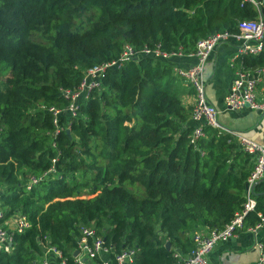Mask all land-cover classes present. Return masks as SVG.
<instances>
[{
    "label": "trees",
    "instance_id": "obj_1",
    "mask_svg": "<svg viewBox=\"0 0 264 264\" xmlns=\"http://www.w3.org/2000/svg\"><path fill=\"white\" fill-rule=\"evenodd\" d=\"M255 15L242 0H0V211L26 222L0 264H35L48 245L73 264L81 226L113 252L131 249V264H178L194 232L227 223L254 156L209 126L190 143L192 106L177 94L170 60L138 55L106 69L73 114L62 90L124 44L187 54ZM236 62L264 71V40ZM49 108L60 112L55 123ZM253 194L241 230L264 215V178Z\"/></svg>",
    "mask_w": 264,
    "mask_h": 264
},
{
    "label": "built area",
    "instance_id": "obj_2",
    "mask_svg": "<svg viewBox=\"0 0 264 264\" xmlns=\"http://www.w3.org/2000/svg\"><path fill=\"white\" fill-rule=\"evenodd\" d=\"M242 1L249 3L256 15L252 19L238 21L236 33L230 34L223 31L209 35L198 40L194 49L187 54H182L179 48L175 52L166 53L157 46L155 48L144 47L134 51L130 45L124 44L117 59L85 69L82 79L75 90H62L63 96L69 99L67 112L73 114L72 109L79 99L86 98L90 90L101 88L100 80L103 72L108 68L118 67L125 60L133 59L138 55L150 56L160 60H171L181 56L195 58V62L185 68L171 65L173 75L183 79L193 91L190 119L194 123V127L191 132L190 143L203 135L202 126H209L218 132H226L234 137L243 152L254 156V162L245 179L244 201L240 210L235 211L232 218L220 229H205L203 232H194L192 235L194 246L191 251L183 257L175 254L180 259L178 264H209L206 255L218 243L226 241L240 231L244 217L249 212H254L255 198L253 187L264 178V128L261 140L256 141L221 126L217 120L216 108L207 101L205 95L203 69L206 61L218 44L232 37L237 38L240 44L236 54L228 61V66L233 71V79L223 98V105L229 110L246 108L257 113L264 112V99L258 100L256 98V86L260 82L264 71L262 69H254L251 72L244 71L236 62L241 55H257L262 50L264 16L261 13V7L263 0ZM48 111L54 115L53 123H55V118L60 112L53 108H49ZM35 183L36 179L30 177L28 185L32 186ZM1 193L2 187L0 186V195ZM255 214L257 217L256 222L252 226L247 227L246 230L254 236L253 247L258 252L255 264H264L262 244L259 239L255 238L258 231L264 228V215L260 212ZM25 226L26 222L22 216L14 215L9 219H3V214L0 211V251L9 252L13 234L21 232ZM42 249L41 254L35 260V264H66L61 252L53 246L48 245ZM74 252H76L75 255H73ZM70 253L73 264H131L133 255L131 249H121L118 252H113L112 246L104 243L96 235L94 229L88 226L79 228L75 247Z\"/></svg>",
    "mask_w": 264,
    "mask_h": 264
},
{
    "label": "crops",
    "instance_id": "obj_3",
    "mask_svg": "<svg viewBox=\"0 0 264 264\" xmlns=\"http://www.w3.org/2000/svg\"><path fill=\"white\" fill-rule=\"evenodd\" d=\"M239 39L229 38L218 44L210 54L203 69L205 95L207 101L217 110V120L221 126L228 128L249 139L259 141L264 128V112L257 113L246 108L229 110L223 105V98L233 79V71L228 66L229 59L236 54ZM172 66L187 67L195 62L191 56L175 57L170 60ZM256 86V98L264 99V73ZM182 102L192 106L193 96L187 95L188 84L183 79H176ZM204 229L196 232H203ZM264 237V228L255 238ZM254 236L248 230H240L224 242L218 243L206 255L209 264H255L258 252L253 247Z\"/></svg>",
    "mask_w": 264,
    "mask_h": 264
},
{
    "label": "water",
    "instance_id": "obj_4",
    "mask_svg": "<svg viewBox=\"0 0 264 264\" xmlns=\"http://www.w3.org/2000/svg\"><path fill=\"white\" fill-rule=\"evenodd\" d=\"M66 132H68V131L66 130ZM169 247H170L169 243H168L167 241H165V242H164V248H165V249H169ZM75 253H76V252H74L73 255H75Z\"/></svg>",
    "mask_w": 264,
    "mask_h": 264
},
{
    "label": "rangeland",
    "instance_id": "obj_5",
    "mask_svg": "<svg viewBox=\"0 0 264 264\" xmlns=\"http://www.w3.org/2000/svg\"><path fill=\"white\" fill-rule=\"evenodd\" d=\"M177 94H180V90L179 89L177 90ZM180 97L182 98L183 95H180Z\"/></svg>",
    "mask_w": 264,
    "mask_h": 264
}]
</instances>
